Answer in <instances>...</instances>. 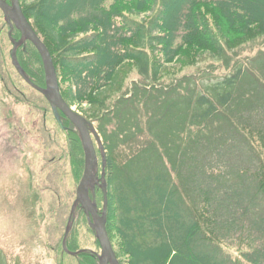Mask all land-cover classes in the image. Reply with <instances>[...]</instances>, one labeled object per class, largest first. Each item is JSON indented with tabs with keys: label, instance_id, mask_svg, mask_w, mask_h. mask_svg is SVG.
Returning a JSON list of instances; mask_svg holds the SVG:
<instances>
[{
	"label": "trees",
	"instance_id": "obj_1",
	"mask_svg": "<svg viewBox=\"0 0 264 264\" xmlns=\"http://www.w3.org/2000/svg\"><path fill=\"white\" fill-rule=\"evenodd\" d=\"M22 9L51 54L64 100L70 107L85 106L87 119L99 122L112 116L117 120L121 118L111 98L120 93L117 81L128 63L133 64L141 76L149 77L152 72L156 78L164 65H195L207 54L221 59L228 51L264 37V0H35ZM151 14L152 17L142 21H135L133 17ZM20 36L18 31L13 33L16 40ZM156 53L163 64L152 61L151 56ZM17 54L31 81L45 88L38 51L27 43ZM258 60L251 63H261L264 68V53L259 54ZM243 79L241 70L226 78L219 84L222 93L217 94L218 105L213 104L211 98L199 97L190 114L192 127L198 128V131L192 130L194 135H200L205 128L208 130V122L213 118L225 121V134L221 133L222 129L217 132L216 127L205 137L208 142L199 146L207 149L206 162L218 158L214 163L222 164L227 172L226 157L221 156L231 152V147L235 152L236 146L227 145L230 139L226 136L233 139L237 129L220 109L227 108L234 95L232 91ZM259 89L264 92V86ZM145 96V100L156 105L158 102L161 105L163 100L146 92ZM178 103L183 104L169 97V107H163L173 112ZM229 123L235 128L234 135L228 131ZM64 126L70 138V154L76 156L74 167L78 177L84 168L83 147L74 126L68 120H64ZM245 137L249 144L244 141L258 159L254 172L234 167L232 175L238 181L233 187L221 192V198L217 196V199L216 192L210 191L205 196L202 192L205 187L201 188L204 201L200 205L199 196L193 194L190 187L192 180L187 190H180L178 183L175 184L168 168L176 170V167L163 161L169 158L167 153L174 152L166 147L162 151L154 144L141 148L140 155L146 154L145 169L140 170L141 163L135 162L133 166L138 167L137 171L107 152L108 192H112L109 204L113 207L110 206L109 212L128 264H240V260L234 261L221 247L229 238L247 244L249 250L241 254L246 264H264V207H261L264 133L247 130ZM180 151L179 148L180 157L175 164L179 163L184 169L185 155ZM194 183L200 186L197 181ZM100 192L97 190V201ZM80 214L87 220L83 212ZM72 233L73 230L67 241L68 249L83 250L77 247ZM74 259L78 264H99L90 252ZM0 264H6L1 252Z\"/></svg>",
	"mask_w": 264,
	"mask_h": 264
},
{
	"label": "rangeland",
	"instance_id": "obj_2",
	"mask_svg": "<svg viewBox=\"0 0 264 264\" xmlns=\"http://www.w3.org/2000/svg\"><path fill=\"white\" fill-rule=\"evenodd\" d=\"M34 1L20 0V5L22 8L29 7ZM152 16L133 17L135 21H142ZM8 33L9 27L0 11V252L6 264H78L75 257L64 254L62 242L83 173L77 177L74 167L76 156L70 154V143L58 126L49 102L26 84L13 67V45ZM260 53H264V37L228 51L221 59L207 54L195 65H164L156 78L152 72L149 77L141 76L134 65L128 63L122 68L117 81L120 93L111 98V104H117L115 108L120 110V120L112 116L104 122L96 119L90 121L98 130L107 152L115 160L122 159L124 164L129 163L134 171L138 167L133 164L140 162V170H144L146 154L140 155V149L147 144H154L160 151L166 147L174 153H167L169 158L163 161L176 167V170H168L174 175L175 184L178 183L180 190H187L188 182L192 180L190 187L193 194L199 196L198 205L204 201L202 196L209 195L210 191L216 192V199L217 196L221 198V192L231 189L238 181L232 175L234 167L253 173L257 166L258 159L249 147L245 133L247 130L254 134L258 131L264 133V92L259 89V86H264V68L261 63H251L252 60L259 61ZM151 59L163 64L158 53L152 55ZM28 62L31 63V60ZM37 67L40 68V64L37 63ZM239 70L244 73L243 82L238 83L232 91L234 95L227 108L220 109L227 113L237 129L234 135L235 128L228 124V131L234 138L226 136L230 139L227 145L236 146L235 152H232L231 147V152L221 156L226 157L224 165L228 173L222 164L214 163L218 162V158L214 162H206L207 149L199 146L208 142L205 137L214 132L216 127L217 132L222 129L221 133L225 134V121L213 118L208 122V130L205 128L200 135H194L192 130L198 131V128L192 127L190 114L191 110H195L199 97L211 98V102L218 105L217 94L222 93L219 84L236 75ZM144 91L151 97H163L158 99H163L162 106L159 102L156 105L145 100ZM167 95L183 104L178 103L173 112H167ZM72 109L89 117L85 106ZM95 147L100 161L96 143ZM179 148L180 153L184 152L185 155L184 169L179 163L175 164L180 157L177 153ZM82 152L84 162L85 155ZM118 152H122L121 155ZM226 197H229L228 193ZM98 198L99 208L102 209L101 192ZM261 207H264V201ZM108 231L119 263L128 264L110 212ZM72 235L77 247L101 253L95 234L80 213ZM221 247L234 261L240 260V264H246L241 254L249 250L247 244L229 238Z\"/></svg>",
	"mask_w": 264,
	"mask_h": 264
},
{
	"label": "water",
	"instance_id": "obj_3",
	"mask_svg": "<svg viewBox=\"0 0 264 264\" xmlns=\"http://www.w3.org/2000/svg\"><path fill=\"white\" fill-rule=\"evenodd\" d=\"M10 1L11 2L8 3L6 0H0V10L4 15L5 22L10 26V32L8 35L13 44V50L11 52L13 67L16 69L19 76L26 84H28L31 88L42 94L47 99L52 108L53 114L60 128L65 132V135H67V132L65 131L62 122V119L64 118L68 119L76 127L83 144L85 154V169L83 177L77 188V198L72 207L68 227L66 229L62 243L63 249L71 256H77L81 253H71L66 247L67 238L75 221L76 209L78 206H80L85 212L90 228L95 232L96 238L101 246L99 263L120 264L113 250L107 231L108 192L105 172L107 161L101 138L94 125L82 115L75 112L63 99L55 65L48 48L33 30L30 22L22 11L19 0ZM15 29L21 33V39L19 41H16L12 38V33ZM26 42H31L35 46L42 59L46 80L45 88L35 85L29 79L18 61L17 51L19 48L23 47ZM93 137L99 146L103 160L101 178L98 177L99 161ZM97 187H99L104 194V210L101 215H99L98 205L95 198ZM90 193L93 195V200L90 198Z\"/></svg>",
	"mask_w": 264,
	"mask_h": 264
}]
</instances>
